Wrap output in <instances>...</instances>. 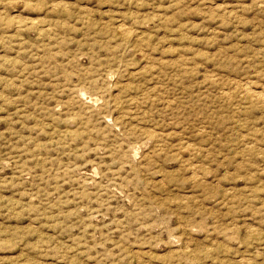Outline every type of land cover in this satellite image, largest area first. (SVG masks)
Returning a JSON list of instances; mask_svg holds the SVG:
<instances>
[{
    "label": "rangeland",
    "instance_id": "374dc122",
    "mask_svg": "<svg viewBox=\"0 0 264 264\" xmlns=\"http://www.w3.org/2000/svg\"><path fill=\"white\" fill-rule=\"evenodd\" d=\"M0 264H264V0H0Z\"/></svg>",
    "mask_w": 264,
    "mask_h": 264
},
{
    "label": "bare ground",
    "instance_id": "6f19581e",
    "mask_svg": "<svg viewBox=\"0 0 264 264\" xmlns=\"http://www.w3.org/2000/svg\"><path fill=\"white\" fill-rule=\"evenodd\" d=\"M83 93H84V92H83ZM81 94H82V93H81ZM84 95H85V94H84ZM82 96H83V95H82ZM82 96H81V97H82ZM87 97H88V96H87ZM84 98H85V97H84Z\"/></svg>",
    "mask_w": 264,
    "mask_h": 264
}]
</instances>
